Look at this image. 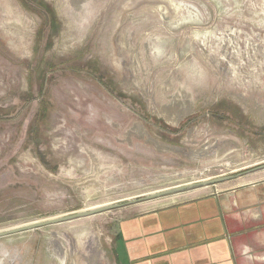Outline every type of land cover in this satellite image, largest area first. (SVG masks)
I'll return each mask as SVG.
<instances>
[{"label":"rangeland","instance_id":"obj_1","mask_svg":"<svg viewBox=\"0 0 264 264\" xmlns=\"http://www.w3.org/2000/svg\"><path fill=\"white\" fill-rule=\"evenodd\" d=\"M262 163L264 0H0V231ZM130 206L1 238L0 264H119Z\"/></svg>","mask_w":264,"mask_h":264},{"label":"crops","instance_id":"obj_2","mask_svg":"<svg viewBox=\"0 0 264 264\" xmlns=\"http://www.w3.org/2000/svg\"><path fill=\"white\" fill-rule=\"evenodd\" d=\"M262 171L123 210L119 264H264Z\"/></svg>","mask_w":264,"mask_h":264},{"label":"water","instance_id":"obj_3","mask_svg":"<svg viewBox=\"0 0 264 264\" xmlns=\"http://www.w3.org/2000/svg\"><path fill=\"white\" fill-rule=\"evenodd\" d=\"M261 170H264V163L256 165L253 168H251L247 171L241 172V173L232 174V175H228V176H219V177H215V178H211V179L202 180V181H199L196 183H191V184H186V185L177 186V187H173V188H168V189L157 191V192L150 193L147 195H142V196H139L136 198H131V199L127 200V202H124V203H111V204H107V205H103V206H99V207H95V208H91V209H87V210H78V211H75L73 213L61 215L58 217H53V218H49V219L35 221V222L29 223L26 225L13 227V228H9V229H5V230L0 231V239L5 238V237H9V236H13L16 234L24 233V232H29V231L41 229V228L48 227V226H53V225H57V224H61V223L74 221L77 219L90 217V216L100 214L103 212L115 210V209H118V208H121V207L127 206V205H133V204H137V203L147 202V201L159 199V198L166 197V196L175 195L178 193H182L185 191H189V190H193V189H197V188H201V187L216 185V184L228 181V180L235 179V178L242 176L244 174H248L250 172L261 171Z\"/></svg>","mask_w":264,"mask_h":264},{"label":"bare ground","instance_id":"obj_4","mask_svg":"<svg viewBox=\"0 0 264 264\" xmlns=\"http://www.w3.org/2000/svg\"><path fill=\"white\" fill-rule=\"evenodd\" d=\"M4 1V0H3ZM5 2H7V1H5ZM6 5V4H5ZM15 6V5H14ZM17 9H15L12 5L10 6V4H9V6L8 5H6V7L5 8H1V11L2 12H4L5 13V15H8L9 13H10V15H11V13L13 14V16H15V17H17V19H20V20H22V21H24V22H29V23H32V26H34V22L31 20V18L29 17V16H27V15H25V16H23V15H21V14H18L17 13V11H16ZM4 19V18H3ZM13 20V19H12ZM6 26H10V27H14V29H22V27L20 26V25H18L17 23H15V22H13V21H11V22H6L5 23V27ZM15 31V30H14ZM13 38V37H12ZM17 40V39H16ZM22 40V39H21ZM19 46V45H18ZM245 75V74H244ZM263 87V86H262Z\"/></svg>","mask_w":264,"mask_h":264}]
</instances>
